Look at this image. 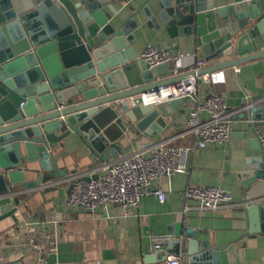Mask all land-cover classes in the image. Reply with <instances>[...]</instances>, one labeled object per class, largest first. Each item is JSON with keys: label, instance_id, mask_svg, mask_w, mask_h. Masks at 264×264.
<instances>
[{"label": "crops", "instance_id": "0c3cea01", "mask_svg": "<svg viewBox=\"0 0 264 264\" xmlns=\"http://www.w3.org/2000/svg\"><path fill=\"white\" fill-rule=\"evenodd\" d=\"M107 2L117 9L110 18L115 32L93 48L92 59L99 75L37 93L24 104L30 113L174 79L181 73H172V63L149 67L141 59L145 46L154 42L173 54H183L187 66L198 57L204 58V68L264 49V34L251 30L231 37L223 22L217 18L216 27L210 28L202 13L178 9L164 20L158 0ZM208 74L209 80L197 85V100L202 101L213 90L223 95L233 118L226 141L198 147L190 133L173 137L185 128L194 104L188 98L180 99L160 131L146 133L131 128L111 138L116 154L105 159L71 131L51 145L65 175L45 177L41 185L31 187H23L21 181L13 184V194L20 201L16 220L11 216L0 219V264H34L37 252L30 246L31 236L45 242V264H152L166 251L181 253L182 264H264V158L256 135L257 130L264 132V56ZM111 124L107 120L103 127L109 129ZM159 141L191 147L184 172L155 181L165 191V201L145 194L136 208L113 202L95 213L66 204L70 174L87 172L125 152L152 149ZM24 175L27 181L37 178L34 171ZM189 185L219 186L242 203L201 208L198 201L185 198ZM46 233L57 241L54 250L48 251ZM160 234L169 235V240L153 252V236Z\"/></svg>", "mask_w": 264, "mask_h": 264}, {"label": "water", "instance_id": "95a60500", "mask_svg": "<svg viewBox=\"0 0 264 264\" xmlns=\"http://www.w3.org/2000/svg\"><path fill=\"white\" fill-rule=\"evenodd\" d=\"M107 1L110 0H0V219H17L20 200L13 194L14 183L21 181L23 187H31L41 185L45 177L65 175L51 145L71 131L105 159L108 154H116L111 138L131 128L146 133L160 131L180 101L174 98L143 105L138 93L180 79L188 72L70 105L60 103L39 113L27 110L24 104L37 93L99 75L92 59L93 48L115 32L110 18L117 9ZM219 2L158 0L164 20L183 9L195 15L202 13L210 28L220 20L231 37L251 30L264 34V0ZM260 56H264V49L215 63L200 72L209 73ZM126 98H133V102ZM107 120L112 121V129L103 127ZM25 171H34L37 178L25 180ZM70 187L71 184L68 191Z\"/></svg>", "mask_w": 264, "mask_h": 264}, {"label": "built area", "instance_id": "2783aa9c", "mask_svg": "<svg viewBox=\"0 0 264 264\" xmlns=\"http://www.w3.org/2000/svg\"><path fill=\"white\" fill-rule=\"evenodd\" d=\"M140 57L149 67L172 63L173 74L188 72V75L180 79L138 93L143 105H155L174 98H188L194 102L188 111L185 128L173 137L190 133L195 137V145L198 147L208 143L220 144L229 138L233 118L223 95L213 90L202 101L197 100L198 83L209 80L207 72H200L205 67L204 58L198 57L187 66L182 60L183 54H173L168 48L154 44H147ZM203 112L206 113L205 116H202ZM256 135L261 156L264 158V132L257 130ZM190 150L191 147L187 145L159 141L152 149L125 152L113 159L103 160L87 172H74L67 177L71 187L66 195V204L95 213L113 202L127 209L136 208L145 194H154L163 202L166 193L155 183L156 179L175 172H184ZM184 196L186 199L198 201L201 208L207 209L231 207L242 203L233 200L230 192L215 185H189L184 191ZM44 238L49 243L48 251L54 250L57 242L55 237L46 233ZM168 240L167 234L153 236L151 250H161ZM29 243L37 252L34 264H45V242L31 236ZM152 264H182L181 253L166 251Z\"/></svg>", "mask_w": 264, "mask_h": 264}]
</instances>
